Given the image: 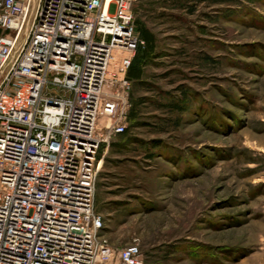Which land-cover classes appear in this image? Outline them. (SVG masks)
Here are the masks:
<instances>
[{"label": "rangeland", "instance_id": "1", "mask_svg": "<svg viewBox=\"0 0 264 264\" xmlns=\"http://www.w3.org/2000/svg\"><path fill=\"white\" fill-rule=\"evenodd\" d=\"M156 37L95 208L145 264H264V0H137Z\"/></svg>", "mask_w": 264, "mask_h": 264}, {"label": "built area", "instance_id": "2", "mask_svg": "<svg viewBox=\"0 0 264 264\" xmlns=\"http://www.w3.org/2000/svg\"><path fill=\"white\" fill-rule=\"evenodd\" d=\"M136 2L0 0V264L112 263L96 163L132 109Z\"/></svg>", "mask_w": 264, "mask_h": 264}, {"label": "trees", "instance_id": "3", "mask_svg": "<svg viewBox=\"0 0 264 264\" xmlns=\"http://www.w3.org/2000/svg\"><path fill=\"white\" fill-rule=\"evenodd\" d=\"M136 31L144 42V45L138 47L128 71V79L132 82L139 81L144 75V66L153 54L156 43L155 34L143 22L137 19Z\"/></svg>", "mask_w": 264, "mask_h": 264}, {"label": "crops", "instance_id": "4", "mask_svg": "<svg viewBox=\"0 0 264 264\" xmlns=\"http://www.w3.org/2000/svg\"><path fill=\"white\" fill-rule=\"evenodd\" d=\"M143 76H144V75H143ZM143 76H142V78H143ZM142 78H141V79H142ZM141 79H140V80H141ZM135 82H136V81H135ZM132 83H134V82H132Z\"/></svg>", "mask_w": 264, "mask_h": 264}]
</instances>
